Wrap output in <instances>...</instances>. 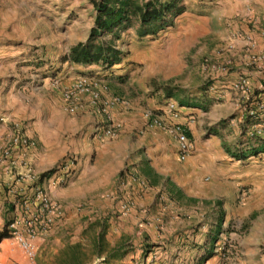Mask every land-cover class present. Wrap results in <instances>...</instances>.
Instances as JSON below:
<instances>
[{
	"label": "crops",
	"instance_id": "1",
	"mask_svg": "<svg viewBox=\"0 0 264 264\" xmlns=\"http://www.w3.org/2000/svg\"><path fill=\"white\" fill-rule=\"evenodd\" d=\"M183 2L186 10L176 25L162 31V40L173 53V60L180 51L198 42L194 59L205 50L203 56L208 59L212 80L210 89L221 98V104L211 102L206 109L175 101L180 122L194 118L189 124L192 152L183 161L177 157L175 140L167 132L147 125L145 115L123 95V85L135 82L133 77H118L121 73L117 68L123 59L108 70L100 64L68 63L73 66L70 68L83 70V75L107 83V96L124 99L125 105L110 109L113 119L122 124L113 138L96 136L95 126L101 119L97 109L85 106L75 114L65 111L59 91L52 86V77L0 76V157L12 135V122H18L34 142L27 149L15 147L9 158L0 160V231L25 203L35 205L34 191L39 186L61 206V214L52 226L36 237L33 258L22 261L19 247L6 237L0 240V264H41L43 254L54 255L63 243L78 240V233L86 227L84 223L92 219L105 223L106 234L114 241L136 229L150 244L149 253L155 259L152 264H218L219 244L227 238L234 239L237 245L239 264L261 250L264 230L251 236L255 228V232L259 229L255 219L259 220L261 215L250 221L246 230H240V226L250 213L264 207V175L251 177L247 197L243 185H235L231 196L222 194L221 198V193L214 192L203 181L215 161H228L226 168L231 174L230 161L244 162L255 157L240 160L230 154L240 147L244 136L243 108L238 104L239 98H232L230 92L242 95L232 90L231 84L243 75L250 93L257 91L259 100L264 102V0ZM185 19L188 20L183 22ZM5 52L0 47L1 58H7ZM250 56L257 58L251 60ZM1 58L0 71L6 65H15L14 57L7 62ZM66 75L58 77L61 85L77 78L74 73ZM169 78L146 77L148 82ZM205 114L207 122L202 118ZM226 115L232 116L231 122L238 120L241 129L238 144L231 149L222 142V129L226 125L233 127L227 123ZM68 156L75 159L70 173L56 172V165ZM10 159L17 162L13 169ZM125 169L138 172L146 186L130 182L123 175ZM45 172L49 173L42 176ZM246 178L242 176L234 183L244 184ZM125 199L132 200L133 206L121 213L120 203Z\"/></svg>",
	"mask_w": 264,
	"mask_h": 264
},
{
	"label": "rangeland",
	"instance_id": "2",
	"mask_svg": "<svg viewBox=\"0 0 264 264\" xmlns=\"http://www.w3.org/2000/svg\"><path fill=\"white\" fill-rule=\"evenodd\" d=\"M94 15L95 11L90 0H0V47L7 53V58H0L2 62L5 60L7 62L8 58L12 57L16 60L15 65H6L4 69H1L0 76L31 77L37 74L39 77H44L47 75L60 82L58 77H68L66 74L74 73L75 77L83 75L80 73L83 70L70 68L73 66L68 63L71 62L62 61V57L72 45L87 38ZM179 17L180 15L175 25ZM186 20L188 19L183 22ZM136 28L137 23H134L122 33L120 48L124 52V58H122L121 66L117 68V71L121 73L118 77H133L135 80L134 84L123 85L126 87L123 95L133 102V108L145 114L146 111H157L155 107L164 104L166 100H173L179 104L199 102L202 105H208L216 101L221 104V98H218L220 96L214 95L210 89L212 80L209 74L210 65H207L208 59L203 56L205 50H201L202 56L194 59V53L200 45L198 42L190 49L180 51L178 55L176 54V60H173V53L162 40L164 32L156 37L139 38ZM145 51L149 52L148 55ZM208 52L209 50H206V53ZM230 71L231 69L227 70V73ZM164 75L170 78L163 82L155 80L148 82L146 79V77H165ZM133 85L136 89L132 88ZM53 88L56 89L54 86ZM230 93L232 98H239L238 104L243 108L242 121L244 122L246 116L244 106L251 93L249 97ZM241 100L244 103H241ZM205 117L206 114L202 116V118ZM230 117L232 116L226 115L225 119L234 128L226 125L221 131L222 142L228 149L238 144L241 130L238 120L231 122ZM205 121L207 122L206 118ZM230 163L233 164L231 174L226 168L228 161L211 163L210 169L205 172L203 182L214 189V192L221 193V198L222 194L231 196L235 185L238 187L243 185L245 197H247L248 189L251 188L249 183L251 177L264 175L262 174L264 173V155L261 154L244 162L234 160ZM242 176L247 177L245 183L241 182L244 184L234 183ZM262 213H264V207L250 213L242 222L240 230H246L250 221L260 214L259 220L255 219V225L259 229L255 232V228L251 236L260 234L264 230V214ZM84 224L86 227L78 233V240L63 243L57 247L54 255L43 254L41 264H68L67 258L70 253L68 247L75 243L79 245L77 250L79 259L84 264H152L155 260L154 255L149 253L150 244L137 234L136 229L124 238L114 241L106 234L105 223L92 219ZM74 228L73 222L72 230ZM101 232L103 238L99 242ZM223 241L224 243L219 244L221 248L217 259L218 264H239L234 239L227 238ZM14 244L17 245L15 242ZM260 248L261 250L254 252L253 256L246 257L248 259L243 264H264V244ZM19 249L20 259L28 261L30 257L20 247Z\"/></svg>",
	"mask_w": 264,
	"mask_h": 264
},
{
	"label": "built area",
	"instance_id": "3",
	"mask_svg": "<svg viewBox=\"0 0 264 264\" xmlns=\"http://www.w3.org/2000/svg\"><path fill=\"white\" fill-rule=\"evenodd\" d=\"M253 58L257 57L250 56L251 60ZM221 68V70L226 69L225 67ZM52 84L59 91L64 109L68 113L75 114L85 106L97 109L101 114V119L97 121L95 126L96 136L99 138H113L118 134L122 124L113 119L110 109L117 104L125 105V101L115 95L107 96V83L92 76L81 75L73 79L69 84L61 85L58 80H53ZM262 86L264 88V84ZM231 88L244 96L249 97L250 95L247 79L243 75H239L233 81ZM252 105L254 107L246 110V113L254 123L246 129L240 148L246 147L249 139L252 142L251 145L256 146V137H264V104L263 102H254ZM144 115L147 125L167 132L175 140L177 157L180 161L185 160L191 154L193 141L189 124L194 122V118L191 117L186 122H180V112L175 101L168 100L163 108L155 112L148 111ZM11 126L13 127V132L1 150L0 160L9 158L15 147L27 149L34 145L33 140L24 133L18 122H12ZM22 165L26 166L24 163ZM74 165V157L68 156L56 165L55 171L67 174L70 173ZM9 166L13 169L17 166V162L10 159ZM26 168L28 169L29 167L26 166ZM28 171L30 170L28 169ZM123 175L132 183H136L141 187L146 186V180L134 170L125 169ZM33 197L35 205L30 206L25 203L20 213L15 215L7 225L10 237L30 258L35 255L34 241L36 237L47 231L61 214L60 204L52 199L43 187H37ZM132 206V200L125 199L121 201L119 210L121 213H127Z\"/></svg>",
	"mask_w": 264,
	"mask_h": 264
},
{
	"label": "trees",
	"instance_id": "4",
	"mask_svg": "<svg viewBox=\"0 0 264 264\" xmlns=\"http://www.w3.org/2000/svg\"><path fill=\"white\" fill-rule=\"evenodd\" d=\"M90 2L95 15L88 36L84 41L72 45L62 57V61L81 65L101 64L105 70L121 62L124 52L120 48V40L126 29L137 23L136 34L139 38L156 37L165 29L174 26L176 18L186 9L182 0H90ZM257 93V91L252 93L247 99L245 110L254 107L252 103L261 102ZM181 104L203 109L207 107L206 104L202 105L199 102ZM253 123L246 113L243 135ZM256 140V146H252L249 139L246 147H237L235 151H230V154L236 159L245 160L250 156L264 153V137L257 136ZM241 143L242 140L239 146ZM48 173L45 172L42 176ZM8 223L7 221L0 231V240L10 237ZM102 235L103 233L99 235V242L103 238ZM215 239L216 237H213V240ZM78 247V243L68 247L70 249L68 264H84L80 262Z\"/></svg>",
	"mask_w": 264,
	"mask_h": 264
}]
</instances>
